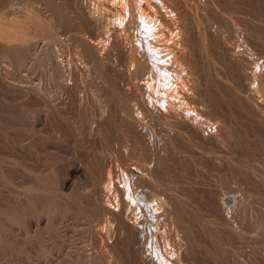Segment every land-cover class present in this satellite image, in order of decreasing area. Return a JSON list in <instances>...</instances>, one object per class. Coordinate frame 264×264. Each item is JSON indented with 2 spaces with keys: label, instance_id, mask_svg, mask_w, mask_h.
<instances>
[{
  "label": "bare ground",
  "instance_id": "1",
  "mask_svg": "<svg viewBox=\"0 0 264 264\" xmlns=\"http://www.w3.org/2000/svg\"><path fill=\"white\" fill-rule=\"evenodd\" d=\"M3 3L5 4V2H3ZM240 4H242L241 0H13L11 2L9 0L8 5L5 4L6 6H3V4H0L3 6L0 9V68L3 67L5 70L9 69V67H13V66H11V64L13 65V62H15L14 67H16L18 69V71L28 69L29 67H33V68L47 67L49 70V73H50L49 76L48 75L46 76V78L49 77V79L47 78L48 79L47 81L49 82V80H50V84H48L46 82V79L43 82L45 85L41 84V83L40 84L39 83H36V84L32 83L30 85L29 84L22 85L23 83L21 85L19 84V86H20L19 88H21V91L26 95V97L31 96L34 99L38 100L37 103H39L42 106L40 108L52 110V109H54L53 107L64 103L65 100L69 96L72 95L71 92L73 90H75V94L77 96V99L80 102L79 104H82V103L86 102V100H90L92 98L91 101L95 105V107H93V110H91L90 118L88 117L90 120V122H89V120H88V122L91 125V127L89 126L90 129H88V130H90V132H89L90 135L95 134L97 136V138H99V142H100V146H101V148H99L100 154L102 153V154L109 156L112 159V162L110 163L111 167L109 168V166H108L109 169H108V172L106 173V175H104V178L103 177H102L103 179L100 178L103 181L101 182V180L99 179V181L101 182L102 187H103V188L101 187L103 189V190L101 189V191H103V192L100 193V191H98V193L97 192L92 193V191L94 192V190H91V189H86L85 192L90 191L92 193V195H90V196L93 197L94 203H96L97 205H99L100 207L103 208V210H104L103 213L108 218L106 220L107 226L104 228V229H106L105 233H107V231H108V233H107V236H106V234H103V235L105 236V240L108 238L111 241V244H109V243L105 244V242H104V245H109V247H107V246L105 247L103 245L104 248L102 245H100V246H102L101 247V250L103 252L102 254H104V259H105L107 264H125V262H127V261L131 262V260H128L129 258L126 257L128 254H126V256H124L125 255L124 251H122L121 253H123V252L124 253L120 254V255L116 252V250L118 251V249H116V242H119V240L114 241V237H117V239H120V238H118V236H122L126 230L134 231V232L136 231V234L133 233V235H137L140 237V238L138 237V239H140L139 240L140 242L139 241L138 242L140 244L142 257L145 256L146 254L149 255L148 253H152L155 255V256L153 255L154 258L151 255L148 257L149 258L152 257L154 260L156 257V261L158 262V264H168L167 262L171 261V260H173V261L175 260V263L180 262V260L182 259L181 258L182 251L188 253L190 251V249H189L190 244H191V246H192V244L194 245V243H193L194 237L191 235L192 237L189 236L187 238L189 245L186 244L185 250H183V248H182V244H184L182 239H181L182 240L181 246H178V244L180 243V240L178 239L179 233H177L178 231L176 230V228L181 223L184 224L183 229H185L184 226H186V228L190 227L187 224L188 218L189 219L193 218L196 225H197V223L199 224L198 225L199 229L202 231V233L206 237H209V238L213 237L214 231H212V230L214 227L210 225V221L208 220V216L210 214L207 213L208 211L206 212V210L207 209L209 210L210 208L207 207L208 206L207 204H206L207 208L204 207V208H206L205 210H201V208H197V205H198L197 201L198 200H196L197 198L195 196H191L193 194L192 193L193 190H192V192L190 191L191 192L190 193L189 192L190 188L189 189L187 188V187H189L188 184L190 182L187 183V181L186 182H184V180L181 181L182 179L178 180L177 179L178 177L175 175H172L173 177H169L170 175L169 176H163L161 174L164 170L160 169V163L162 161H160V159H159L160 156L158 158V152H159V149H161V151H160L161 154L159 153L161 156L163 153H166L165 155H167V153H170L171 155L174 154L177 156V158H176L177 160L188 162L187 164H189V162H190L191 163L190 165H192V166L194 165V167L195 166L199 167V165H202L203 164L202 161L203 162L206 161L207 163H209V161H210V162H213V164L215 162L216 164H219L220 166L225 164L224 163L225 161L222 158L223 155L221 157V156L215 154V153H217V151L215 152V149L218 148L219 146H214V145L217 144L218 142L219 143L223 142L220 140V138H223V140H224V138H225L224 135L226 134V137H227L228 135H230V131L232 132V130L230 129V131H229V129L227 128L229 123H226L224 121V118H223L224 116H222L223 114H221V115L216 114L217 115L216 116L214 113V115L216 116L215 118L217 119L215 124L211 123V121L207 118V117H209L208 115H210V113H211L210 111H213L212 110L213 109L212 99L210 100L211 101V103H210V101L207 98V95L208 94L210 95V89H212V87L214 86L213 84L218 83L216 81L217 79L223 85H225L227 87L229 93H231L233 96H235V98H238V97L244 98V95L246 93L239 86V85H242L243 82L241 84H238L239 81L237 80V78H235V76H232V75L229 76L228 75L229 72H227V73L225 72V71H227L226 69H225V71L222 68H221L222 70L219 69L218 67H222V66H218V64L221 65V63H216V61L218 60V58H219L218 61H222L223 59L221 58V56L222 57L228 56L231 60H234V63H236L235 66H237V70L239 71L240 75L242 74L244 79L247 82H250L249 85L251 84L253 86L252 89H254V91H256V95L260 94L259 92H258L259 94L257 93V89L264 86V83L262 81H260V78H261V80L263 78L264 71L260 67L261 63L259 64V67H258V62H259L258 58H257L258 55L254 51L257 48L256 46L259 44H257V45L253 44V43H256L257 36H256V38L253 36V35H256V31H255V34H253L254 30L252 29L253 26H255V24H257V22L259 25H260V23L257 19L256 20L251 19L250 16H249V18L244 17L241 14L242 11L240 9H238ZM248 4L246 2V5H248ZM250 6H251V4H250ZM252 8L254 9V6ZM256 10L254 9V11H256ZM259 11H261V10H259ZM253 13L254 12H250V15ZM256 13H258V12L256 11ZM255 15H257V17H258V15H260V14H255ZM248 21H250V22H248ZM251 21H253V22H251ZM225 25L227 26V28L230 29L231 35L230 34L228 35L227 32L223 31L222 27ZM85 26H88V28H86ZM250 26H252L251 30H253L251 32L252 35L248 34L251 31V30L249 31ZM93 28H95L96 31H93L94 30ZM247 28H248V30H247ZM259 30H258V32L260 33ZM236 38L239 39V41H236L235 40ZM232 39L234 41H232ZM254 46L256 48H253ZM222 54H224V55H222ZM120 56L126 58L125 63L123 61L125 59H123V58L121 59L123 61V63L119 59V58H121ZM224 60L222 61L223 63H225L227 61V60L226 61H224ZM261 62H262V60H261ZM125 68H126V70H124ZM44 70H46V68L43 69L42 71H44ZM8 71H6V72H8ZM10 72H11V69H10ZM211 73H212V78L214 76L216 77L215 81L217 83H215V81H213V79H212V81L214 83L211 80H209ZM44 75H46V74H44ZM2 78L4 80L3 76H2ZM76 79H78V82L74 81ZM208 81L212 82V84L210 83L211 86L213 85L212 87L210 86L211 88L209 87ZM74 82H76V84ZM73 83L75 84V86L73 85ZM77 83H78V85H77ZM260 83L262 85L261 87L259 85ZM47 84L50 86L47 87L46 86ZM258 85H259V87H258ZM72 87H74V88L72 89ZM249 87H251V86H249ZM245 88H247V87H245ZM117 91H123L131 101V102L129 101L130 102L129 108H125V109L122 108L121 109V116H122L121 120H122V122H123V120L126 121L125 122L126 125L128 123L129 126L132 125V127H135L134 129H137L138 131H139V129L140 130L144 129L143 133L146 132L145 129L148 130L149 132L148 131L146 132V134L148 135V138H146V139H148V141L150 143V150L148 152L149 155L144 156V154H143V156H142V153L140 151H137V148H138L137 144L138 143L137 144L134 143L133 139H132L133 143H130L131 142L130 140H129L130 141L129 143L126 142L127 144L124 146V151H126L128 154H126L127 157L124 156V157H126V160H124V162L122 164H118L122 161H120V162L118 161L120 159L119 158L120 156L117 155V150L113 147V144H111V138H114L112 136L113 134L112 135L110 134L112 131L109 132V130L112 129L111 128L112 124H111V126L109 125L110 128L109 127L106 128L105 127L106 122H104L105 118H111L112 119L114 112L117 109L121 108L122 104H120V107L118 108L119 105L117 103L120 100H118L116 102V95L115 94L117 93ZM215 91H217V90L215 89ZM241 91H243L245 93V94L243 93L242 97H240ZM213 92H214V90H213ZM219 93H221V91H219ZM223 94L225 95L224 91L222 93V96H223ZM212 95H214V94H212ZM72 96H74V95H72ZM251 96H252V94H251ZM253 96H255V95H253ZM223 97H222V100H223ZM262 97L263 96L261 95L260 98H262ZM213 98H216L215 101H218L216 96H214ZM231 98H233V97H231ZM238 100L235 99L234 101H238ZM243 100L244 99H242L241 101H243ZM248 101L250 102V104H247L246 103L247 101H245V103L249 107H251L252 110H250V111L253 112L252 115H254L256 117V114H259V112H258L259 110H261L262 111L261 113L263 114V109H262L261 104H259L257 102L254 103V101L249 100V99H248ZM116 103L118 106H116ZM35 105H37L36 102H35ZM88 105H90V104H88ZM222 105L223 104L221 103V106ZM65 108L66 107H64V109ZM210 108H212V109L209 110ZM222 108H224V107H222ZM30 110H32V109H30ZM234 111H232V112H234ZM239 111H241V110H239ZM229 112H231V111L229 110ZM87 113H89V111ZM216 113H219V111ZM224 113H225V111H224ZM116 114H118V113H116ZM250 114H251V112H250ZM240 116H242V115H240ZM258 116H260V115H258ZM211 117L213 118L214 116L210 115V118ZM229 117L232 118V115ZM263 117H264V115H263ZM241 118H243V117H241ZM111 119H110V121H111V123H113L112 122L113 119L112 120ZM213 120H215V119H213ZM256 122L259 123V121H256ZM114 126H115V124H114ZM114 126H112V127H114ZM229 128H231V127L229 126ZM227 129H228V133H226ZM58 130H60V129H58ZM232 135H234V133ZM56 136H57V134H56ZM96 136H94V137H96ZM251 137H253V136H251ZM176 138H180V140H181V138H184L183 141L185 142V144L183 146H181L180 144L178 145L179 140ZM235 138H237V135L235 136ZM225 139H228V137ZM68 140H69V138H68ZM175 140H178V142ZM135 141H136V139H135ZM215 142H217V143H215ZM225 142H223V144L226 146ZM212 143H215V144L213 145ZM221 146H223V145H221ZM139 147H140V145H139ZM238 149H237V151H238ZM217 150H219V148ZM22 152H23V150H22ZM243 153H244V151L241 152V155ZM23 154H25V152ZM169 157L167 159L171 160V158H169ZM174 157H172V158L174 159ZM241 157H244V156H241ZM31 158H29V159H31ZM94 158H92V159H94ZM56 161H57V159H56ZM100 161H102V160H100ZM175 161L176 160H174V162ZM245 161L243 160V158L242 159L239 158V160L237 159V161H233V162L231 161V163L226 162L229 165V168L231 170L230 174L231 173L235 174V175L232 174V176H231L232 182H230V183L239 182V181H237L238 179L236 180V178H238L239 175L243 174V172H244L243 167L246 166ZM176 163H177V161H176ZM80 164L84 165L83 167H86V165L88 163L84 164L82 162ZM183 164H185V163H183ZM204 164H206V163H204ZM227 164H225V166ZM108 165H109V163H108ZM190 165H188V166H190ZM30 166H32V165H30ZM214 166L216 167V165H214ZM51 167H52V165H51ZM90 167H92V166H90ZM97 167H99V166H97ZM209 167H211V166H209ZM20 168H21V165H20ZM93 168H94V166H93ZM177 168H178V166H177ZM22 169L24 170L23 166H22ZM51 169H53V168H51ZM87 169H88V167H87ZM159 169L162 171L160 172ZM216 169H218V168H216ZM26 170H24V172L30 174L31 169H29L30 171L27 170L29 172H27ZM21 172H22V170H21ZM100 172H102V171L100 170ZM169 172H171V171H169ZM201 172H202V170H201ZM163 173H166V172L164 171ZM29 174H27V175H29ZM80 174H82V173H80ZM87 174H89V173L87 172ZM18 175H20V174H18ZM27 175H25V177ZM30 175H29L30 181H29V179H28V181H26V182H28V184L26 183L25 189L21 192L18 191V193L20 194V198H21L18 201L22 200V202H23V203L21 202L22 203L21 204L22 205L21 210H23L24 214L27 211H31V209L33 208L32 205H34L35 203H38V204L40 203V202H38L40 200L39 198L47 199L46 198L47 196L55 195V194L58 195V196L55 195L56 198H58V197L62 198L65 201L64 202L65 204H66L67 200H70L73 203H75L76 206H78V208L81 210V213H84L87 216V218H88V216H91L93 214L92 213L91 215H88V213L85 209V205H83V203L88 205L89 202L93 201V199H92V201H89V199L86 200L88 198L87 196H89L88 194H86L87 196H85L86 198H84V202L80 203V198L78 200L77 198L70 196V193L65 191V189H66L65 187H68V185H66L65 182L63 183V185L60 188H54L53 186L44 184L42 181L41 182L43 184H41L39 179L38 180L36 178L33 179L30 177ZM201 175H203V174H201ZM225 175H224V178H226ZM227 175H228V173H227ZM236 175H238V176H236ZM250 175L254 176V173L251 174V172H250ZM250 175H248V177ZM258 175H259V173H258ZM97 176H98V174H97ZM174 176L177 178H175ZM20 177H22V175ZM241 177H242V175H241ZM26 178H28V176ZM98 178H99V176H98ZM251 178H257V177L254 176ZM17 179H18V177H17ZM22 179H25V178L23 177ZM65 179H68V177ZM115 179H117V181H115ZM249 179H250V177H249ZM92 180H94V179H92ZM255 180L258 181L257 179H255ZM45 181H46V179H45ZM47 181H48V179H47ZM97 181H98V179H97ZM226 181H229V180H225L223 182L222 179H219L220 184L216 186V187L220 186V188H218V191L222 192L223 189L225 190L226 185L229 184V183L227 184ZM200 182H202V180ZM208 182L205 181L203 187L199 186L200 184L202 185V183L198 184L199 188L201 187L200 188L201 191L199 190L198 187H196V188L194 187V189L199 190L203 194L202 189H206V191H207V189H211V187H210L211 184ZM240 182H241V180H240ZM242 182L238 185V187L236 189H234V191H231V192H233V197L236 196L235 197L236 199L234 198L236 200V201H234V203L236 202V207H237L238 203H240L238 205V207L240 205L245 204V203H246L245 205H247V203L249 205V201H252V200L255 201V198L259 199L257 201L261 200V202H259V204L262 205V203H263L262 201H264V199H263L264 197L258 196V191L256 190V188L254 189V191L256 190L255 192L257 194L256 193L254 194L252 189L248 190L247 188L249 186L247 187V185H245V184H244L245 185L244 186L242 184ZM245 182H246V180H245ZM245 182H243V183H245ZM184 183H187V187L183 189L185 191H186V189L188 190V191H186V193L184 192V193L178 194L174 198H168L166 195H164V196L161 195L163 193L162 190H164L166 188L177 190L179 185L183 186ZM191 183H193V182H191ZM191 183H190V185H191ZM249 183H252V182H249ZM23 184H25L24 181H23ZM212 184L214 185V183H212ZM21 185H22V183L20 184V187H21ZM93 185H95V183H93ZM184 186H186V185H184ZM193 186H196V185L194 184ZM85 188H87V187H85ZM7 189H8V187H7ZM180 189H181V187H180ZM213 189L214 188H212V190ZM144 190H148V191L149 190L150 191H154V190L157 191L158 190L157 192H159V194L161 196L156 197L155 200L152 199V201L150 200L151 202H149L146 200V198L148 199V197L143 195ZM95 191H97V187H96ZM229 191L227 194L226 193L227 191L225 190V194L231 195V192H229ZM250 191H252L253 194ZM261 192H262V190H261ZM154 193H155V191H154ZM216 193L218 194V192H216ZM223 193H219V194L222 195ZM206 194L207 193H205V195ZM225 194H223V195L225 196ZM149 195L150 194H148V196ZM17 196H15V197H17ZM90 196H89V198H92ZM193 197H195L196 199ZM204 198H205V196H204ZM51 199L53 200L54 198L51 197ZM51 199H49V201ZM194 199L196 200V202ZM224 199H226V198H224ZM85 200L88 202L86 203ZM218 200H219V197H218ZM221 200H223L222 197H221ZM257 201H255V202L257 203ZM59 202H60V199H59ZM81 202H82V199H81ZM14 203H16V201ZM64 203H63V205H61L59 207L61 208L62 206H64ZM94 203L92 202V204H94ZM92 204H90V205H92ZM208 204H209V202H208ZM15 205H17V204H15ZM43 205H44V203H43ZM51 205H52V203H51ZM222 205H223V203H222ZM245 205L243 206V208L245 207ZM248 205H247V207L250 206V205L249 206ZM17 206H14V207L17 208ZM214 206H212V207H214ZM254 206H252V207H254ZM38 207H39V205H38ZM51 207L52 206H50L49 208H51ZM53 207H55V206L53 205ZM223 207H226V206H223ZM240 207H242V206H240ZM247 207H246V209H247ZM86 208L88 209L89 207H86ZM96 208H99V207H96ZM102 208H100V209H102ZM251 208L249 207L250 213H251V210H250ZM4 209L6 210V208L4 207L0 212H2ZM12 209H10V210H12ZM18 209H20V208H18ZM55 209L56 208H54V210ZM92 209H94V207ZM235 209L237 211V208H235ZM246 209H245V211H246ZM257 209H255L256 212H257ZM52 210H53V208H52ZM103 210H101V211H103ZM241 210H243V209H241ZM88 211L90 212V210H88ZM148 211H150L152 214L150 213L151 214L150 215ZM210 211H211V209H210ZM18 212L20 213L21 211H19V210L17 211V209H15L14 213L8 211V213L4 212L1 214L4 216L5 220H8V222H9V220H11V221L15 220V217L18 216ZM44 212H46V211H44ZM145 213L149 214L151 217H152V215H154L153 218H151L148 215V217H150V218L149 219L147 218L148 220L146 219V221L150 220L151 222H153L155 220L154 218L157 217L156 220L158 218H162V220H163V218H164V220H166V222H168V223L164 222L166 224V225H164V223H162L161 221H158V222H161L162 224H154L156 226H154L152 224L154 227L151 228L152 225L151 226L149 225L151 223H148L149 227H147V225L140 220V218H142L143 214H145ZM224 213L225 212H223L222 214H224ZM230 213H232V211ZM32 214L34 215V213H31V215ZM141 215H142V217H141ZM219 215H221V214H219ZM230 215L231 214H229L228 217H231ZM245 215H246V213H245ZM254 215H255V213H254ZM29 216H30V214H29ZM41 216H43V215H41ZM222 216H219V217H222ZM22 217H23V214H22ZM44 217H45V215H44ZM144 217H145V215H144ZM186 217H188L187 221H186ZM225 217H227V215ZM235 218H237V217H235ZM235 218L231 219V223L235 222V221H233V220H235ZM250 218H248V219L250 220ZM2 219H3V217H1V220ZM30 219H33V218H30ZM35 219H34V221H35ZM48 219H50V218H48ZM88 219H90V221H91V217H89ZM142 219H144V218H142ZM225 219L227 222H228V220H230V219L227 220V218H225ZM24 220H26V219H24ZM219 220H223V219L221 218ZM19 221H20V219H19ZM22 221H23V219H22ZM2 222H4V221H2ZM236 222L239 223L238 221H236ZM6 223H7V221H6ZM156 223H157V221H156ZM4 224H3V226H4ZM252 224H253V222H252ZM260 224H263V225H260ZM157 225H160V226L163 225L164 228H165V226L172 227L171 228L172 230H170V228L167 229V230L171 231V232L169 231L170 233H168V231H167V233L168 234H171L172 232L173 233L170 236H168V234L166 233L167 236L164 235V236H166V238L162 239V240H165L163 246L160 243H157L156 241H154L158 234H154L153 229L155 227H157ZM17 226H19V225H17ZM90 226L93 227L92 224ZM160 226L157 228H160ZM216 226H218V225H216ZM237 226H238V224H237ZM260 226H261V228H259ZM180 227L182 229L181 225H180ZM234 227L235 226H233V228ZM102 228H103V226H102ZM190 228H193V227H190ZM258 228L260 229V231L256 230V232L257 231H259V232L256 234L257 237L255 236L256 239L258 238V240L257 241L255 240V241L257 243H259V246H260V244L264 245V221L263 220H261V223L259 222ZM165 229H164V231H165ZM222 229H224V228H222ZM242 229L240 231H242ZM255 229H257V228H255ZM154 230H156V229H154ZM173 230H176L177 232L174 233ZM157 231H159V229ZM162 231L163 230L161 229V232L159 231V233L164 232V231L163 232ZM184 231H186V230H184ZM221 231H219V232H221ZM224 231L226 233L227 231H230V230L224 229ZM224 231H223V233H224ZM244 231H246V230L244 229ZM244 231H243V233H244ZM127 233H129V232H127ZM186 233L189 234V232H187V231H186ZM186 233H185V235H186ZM215 233H217V232L215 231ZM129 234H132V232ZM190 234H193V233L190 232ZM10 235L12 237V234H10ZM133 235H131V236H133ZM182 235L183 236L180 238L185 237L184 234H182ZM2 236H4V234ZM129 236H127V237L129 238ZM219 236H221V235H219ZM248 236H249V234H248ZM133 237H135V236H133ZM186 237H187V235H186ZM186 237L184 239H186ZM223 238H224V236H223ZM219 239H221V237H219ZM105 240H103V241H105ZM123 240H124V238L121 241L124 242ZM138 242H135V243H138ZM206 242L208 243V241H206ZM119 243L117 244L118 246H120ZM128 243H129V239H128ZM131 243H132V240H131ZM252 244H254V243H252ZM129 245H127V246L129 247ZM5 246L7 248V245H5ZM133 246H135V244ZM136 247H138V244ZM136 247L135 248L133 247V248L136 249ZM131 248L130 249L127 248V249L132 250L133 248L132 249ZM245 248H247V247L245 246ZM245 248H244V251H245ZM260 248H262V247H260ZM262 249L264 251V248H262ZM262 249H259L258 251H260ZM133 251H137V250H133ZM139 251H138V254H139ZM149 251H151V252H149ZM251 253H252V251H251ZM253 253L255 254V251ZM86 254L87 255L84 257L85 260L84 261L82 260V261L85 264H93L95 262V255H91L90 253H89V255H88V253H86ZM136 254L137 253H135V255ZM129 255H130V253H129ZM174 256H175V259L173 258ZM3 257H4V255H3ZM15 257H16V255H15ZM148 257H146V258L143 257V258H145V260H147V259H149ZM190 257H192V256H190ZM258 257H259V255H258ZM78 258H77V261H78ZM96 258L99 259L100 257H96ZM126 258H128L127 261H126ZM184 259H183V261H184ZM245 259H247V258H244V260ZM145 260L141 261L142 264L147 263V262H144ZM154 260L151 262H154ZM10 261H11V256H10ZM82 261H81V264H82ZM147 261H149V260H147ZM156 261L154 263H156ZM183 261H181V262H183ZM185 261H187V260L185 259ZM188 261L190 262L189 258H188ZM66 262H67V260H66ZM187 262H185V263H187ZM244 262L246 264V260ZM244 262H241V263H244ZM106 263H104V264H106ZM149 264H151L150 261H149ZM171 264H173V263H171Z\"/></svg>",
  "mask_w": 264,
  "mask_h": 264
},
{
  "label": "rangeland",
  "instance_id": "2",
  "mask_svg": "<svg viewBox=\"0 0 264 264\" xmlns=\"http://www.w3.org/2000/svg\"><path fill=\"white\" fill-rule=\"evenodd\" d=\"M6 1L5 0H1L0 4H3V6H6V5H8L9 0H6ZM11 1H13V0H10V2ZM3 2H5L6 5ZM246 2H247V4L248 3L249 4L246 5ZM241 3L242 4H240V6L238 8V9H240L242 11L241 14L244 17H248V18L250 16V18L253 19V20L257 19L259 21V23H260V25H259L258 22H257V24H255V26H253V28H252V26H250L249 31L251 30V28L254 31L251 30L248 34L252 35V33H251L252 31L254 32L253 34H255V31H256V35H253V36L255 38L257 36V39H256V43H253V44L254 45L259 44V45L256 46L257 48L255 46L253 48H256L254 51L258 55V56L256 55L257 58H258V61H259V62L257 61L258 62V67H259V64L261 63L260 67L264 71V45H263L264 44V30H263L264 29V18H263L264 17V5H263L264 4V0H254V1L253 0H241ZM250 4H251L252 7L254 6L255 10L257 9L256 11L258 13H256V11H254V9L250 6ZM3 6L0 5V9ZM259 10H261V11H259ZM250 12H254V13L250 15ZM255 14H260V15H258V17H257V15H255ZM248 22H250V21H248ZM251 22H253V21H251ZM85 27L88 28V26H85ZM93 29H94L93 31H96L95 28H93ZM222 29H223L224 32H227L228 35L229 34L231 35V31H230L229 28H227L226 25L223 26ZM257 29L260 31V33L258 32ZM247 30H248V28H247ZM235 40L239 41V39H237V38ZM232 41H234V40L232 39ZM222 55H224V54H222ZM120 57H121V58H119L120 60L122 58L125 59V60H123L124 63H125L126 58H124L122 56H120ZM221 58L223 60L225 59L224 61L227 60L228 62L226 61L225 63H223L222 62L223 60L222 61H218L219 60V58H218L216 63H221V65L218 64V66H222V67H218V66L217 67L219 69L222 68L224 71L226 69L227 71H225V72L226 73L229 72L228 73L229 76L230 75L235 76V78H237V80L239 81L238 84H241L243 82L242 85H239V86L241 87V89H243V91L246 94L243 91H241L240 97H242V95L244 93L245 94L244 98L243 97L242 98H239V97L235 98V96H233L231 93H229V91H228V89H227V87L225 85H223L218 79L216 80V77L214 75H213L214 77L212 78V73H211V75L209 77V80H211V81H212V79H213V81L216 80L219 84L215 81V83H217V84H213L214 86L212 85L213 86L212 87L210 85V83L212 84L213 81L212 82L208 81L209 87L211 86L212 89H210V95L208 94L207 98H208L209 101L212 99L213 109L210 108L209 110H211V109L213 110V111H210L211 113L213 112L212 114L210 113V115L214 116V117L210 118V115H208L209 117H207V118L211 121V123L215 124V122L217 121V119L215 117L217 115L223 114L222 116H224L223 117L224 121L226 123H229L227 128L229 129V131L231 129L235 136L237 135V138H235V136L232 135L233 133L230 131V135L227 136L228 139H225V138H227L226 134L224 135V137H225L224 140H223V138H220L221 141H223V142L226 141L225 142L226 146L221 141H220L221 143L215 142L218 145L215 144V143H212L213 145L215 144L214 146H219L218 147L219 150H217L218 148H216V147H215L216 149L214 148L215 152L217 151V153H215V154H217V155H219L221 157L223 155L222 158L225 161L224 162L225 164L231 163V161L232 162L233 161H237V159L239 160V158L240 159L243 158L244 161L246 160L247 161V162L245 161L246 166L243 167V169H244L243 171L244 172H243V174H241L242 177H241V175H239L238 178H236V177L235 178H236V180L238 179L237 181H239V182H240V180H241V182L242 181L245 182V180H246V182L245 183L242 182V184L243 185L244 184L247 185V187L249 186L247 188L248 190L252 189L254 194L256 193L255 191L257 190L258 191V196L264 197V190H263L264 189V117H263V115H264V103H263L264 102V89H263L264 86L261 87L262 85L260 83L259 85H260L261 88L257 89V93L259 92L260 94L259 93L258 94L260 96L261 95L263 96L262 98H260L259 95H256V91H254V89H252L253 86L251 84L249 85L250 82H247L244 79L242 74L240 75L239 71L237 70V66H235L236 63H234V60H231L228 56H225V57L221 56ZM261 60H262V62H261ZM123 61H122V63H123ZM14 64H15V62H13V65L11 64V66H13V67H9V69H6V70L3 67H2L3 69L0 68V73L2 74V75L0 74V76H1L0 77V133H1L0 134V211L4 207L6 208V210L4 209L2 212H0V229H1L0 230V264H76V263L77 264H81V261L85 260L84 257L87 255L86 253H88V255H89V253L91 255H95V262L93 264H104V263H106V261L104 259V254H102L103 252L101 250V247L104 245V242H105V244H108V243L111 244V241L107 237H106L107 239L105 240V236L103 235V234H106V236H107V233H108V231H107V233H105L106 229H104L107 226V223H106L107 221L106 220L108 218L103 213L104 212L103 208L100 207L99 205H97L96 203H94V199L90 195H92V193H95V192L98 193V191H100V193L103 192V191H101V189L103 188L102 184H101V182L103 180H101V179L104 178V175H106V173L108 172V169L111 167L110 163L112 162V159L109 156L105 155V154H102V153L100 154V149L99 148H101V146H100L99 138H97V136L95 134H93V135L91 134L90 135V133H89L90 130H88L91 127V125L89 123L90 122L89 118L91 116L90 113H91V110H93V107H95L94 103L91 101L92 98L90 97L91 98V99L89 98L90 100H86V102H84L82 104H79L80 102L77 99V96L75 94V90H73L71 92V94L74 95V96H72V95H71L72 97L69 96L70 98L68 97L65 100L64 103L53 107L54 109H52V110L50 109L49 110V109H45V108H40L42 106L39 103H37L38 100L34 99L31 96H27L26 97V95L21 91V88H19L20 87L19 84L20 85L22 83H23L22 85H24V84H29L30 85L32 83L44 84L43 82L45 81V79H46V82L48 84H50V80H49V82L47 81L49 79V77H47L48 79L46 78V76L47 75L49 76V74H50L48 68L47 67H40V68L29 67L30 69L28 68V69H25V70H19L18 71V69L16 67H14ZM42 68L43 69L46 68V70L42 71L43 70ZM10 69H11V72H10ZM124 70H126V68ZM6 71H8V72H6ZM44 74H46V75H44ZM2 76L4 77V80H3ZM74 81L78 82V79H76ZM260 81H262L264 83V75H263L262 80L260 78ZM76 82H74V83L76 84ZM74 83H73V85L75 86ZM48 84L46 85L47 87L50 86ZM77 85H78V83H77ZM259 85H258V87H259ZM249 86H251V87H249ZM245 87H247V88H245ZM73 88L74 87H72V89ZM215 89L217 91H215ZM221 89L225 93V95L223 94L224 97L222 96L223 91ZM213 90H214V92H213ZM218 90L221 91V93H219ZM124 94L125 93L123 91H117V93L115 94L116 95V102L118 100H120V101L117 102L119 106L117 105V103H116V106H118V108H119L120 104H122V105H121L120 109H117L118 111L116 110L114 112L113 118H112L113 119V121H112L113 123H111V121H110L111 118H105L104 119L105 120L104 122H106V124H105L106 128L109 127V125L111 126V124H112V126H114V124H115L114 127L111 126V128L113 130L112 129H110V130L108 129V130H109V132L112 131L110 134L111 135L113 134L112 136L114 137V138H111V144H113V147L117 150V155L120 156L119 157L120 159L118 161L119 162L122 161V162H120L118 164H122L124 162V160H126V157H127L126 154H128V153L126 151H124V146L127 144L126 142L129 143L131 141L130 143H133L132 139H133L134 143H136V144L138 143L137 144V147H138L137 151H140L142 153V156H143V154H144V156H148L149 155L148 152L150 150V143H149L148 139H146V138H148V135L146 134V132L148 130L145 129L146 132L143 133L144 129H141V130L139 129V131H138L137 129H134L135 127H132V125L129 126L128 123L126 125V123H125L126 121L123 120V122H122V120H121L122 119L121 109L122 108H124V109L125 108H129V106H130L129 103L131 102L130 99L127 97V95L126 94L124 95ZM212 94H214V95H212ZM251 94H252V96H251ZM253 95H255V96H253ZM214 96L217 97L218 101H215L216 98H213ZM222 97H223V100H222ZM231 97H233V98H231ZM235 99L236 100L239 99V100L238 101H234ZM242 99H244L243 100L244 102L241 101ZM248 99L254 101V103L257 102V103L261 104L262 105V109H263V114L261 113L262 111L259 110L258 111L259 114H256V117L254 115H252L253 112L250 111L252 109H251V107H249L247 105V104H250ZM245 101H247L246 102L247 104L245 103ZM35 102H36L37 105H35ZM210 103H211V101H210ZM221 103L224 106L223 105L221 106ZM88 104H90V105H88ZM64 107H66V108L64 109ZM222 107H224L226 110L224 108H222ZM30 109H32V110H30ZM223 110L225 111V113H224ZM229 110L231 112H229ZM239 110H241V111H239ZM88 111H89V113H87ZM218 111H219V113H216ZM232 111H234V112H232ZM249 111L251 112V114H250ZM116 113H118V114H116ZM214 113H215V115L216 114L217 115L215 116ZM231 115H232V118L229 117ZM240 115H242V116H240ZM258 115H260V116H258ZM241 117H243V118H241ZM213 119H215V120H213ZM88 120H89V122H88ZM256 121H259V123L256 122ZM229 126L231 128H229ZM57 128L60 129V130H58ZM228 129H227L226 133H228ZM54 132L57 134V136H56V134ZM94 136H96V137H94ZM251 136H253V137H251ZM68 138H69V140H68ZM134 138L136 139V141H135ZM176 139L179 140L178 145L180 144L181 146H183L185 144V142L183 141L184 138H181V140H180V138H176ZM178 140H175V141L178 142ZM139 145H140V147H139ZM221 145H223V146H221ZM237 149H238V151H237ZM22 150H23V152H22ZM160 151H161V149H159V152H158V158L160 156L159 159H160V161H162L160 163V169H162V170H164L166 172V173H163L164 172L163 171L161 173L163 176H169L170 175L169 177H173L172 175H175L178 178L175 177V176L174 177L177 178L178 180L182 179L181 181L184 180V182L187 181V183L193 182V183H191V185H190V183L188 184L189 187H187V183H184L183 186L179 185L177 190L166 188V189L162 190L164 194L162 193L161 195L162 196L166 195L168 198H174V197H176V195L184 193V192L186 193V191H188L187 189H186V191L183 190L184 188H186V187L188 189L190 188L191 190L189 189V192L190 191L192 192V190H193V192H192L193 194L192 195L190 194V195L191 196H195L197 199L195 197H193V198L198 200L197 201V204H198L197 208H201V210H205L208 207V208L211 209V211H210V209L209 210L207 209L206 212L208 211L207 212L208 214H210V215L212 214L211 216L210 215L208 216V220L210 221V225L214 227V228L212 227L213 228L212 231H214L213 232L214 233L213 237H211V238L206 237L202 233V231L199 229V226H198L199 224L197 223V225H196V223L194 222L193 218L189 219L188 217H186V221H187V218H188V221H187L188 223L187 224L190 227H193V228H190V227L186 228V226H184L185 229H183V225L184 224L181 223L176 228V230L178 232L176 230H173V231H174V233L175 232L179 233L178 234V236H179L178 239L180 240V243H179L180 245L178 244V246H181V241L183 240V243L185 244V245L182 244L183 250H185V246H186V244H188L187 238L189 236H191V235L194 237V242H193L194 245L192 244V246H191V244H190V247H189L190 251L188 250L190 252V253L188 252L189 254L187 252H183L182 251V253H181V258L182 259L180 260V262L175 263V260L174 261L171 260V261H168L167 263L168 264H171V263H173V264H179V263L180 264H197V263L198 264H245L244 261L246 260V264L247 263L248 264H262V263L264 264V251L262 249V248H264L263 247L264 245L260 244V246H259V243L256 242L258 240V238L256 239V237H257L256 234L260 231L259 228H261V226L258 228L259 222L261 223V220L264 221V217H263L264 216V214H263L264 213L263 212L264 211V201H262L263 202L262 205L259 204V202H261V200L257 201L259 199H256V198H255V201H257V203L255 201H253V200L249 201V205L250 206L248 205V203H247V205L250 208L255 205L254 207H252L253 209L252 208L250 209L251 213L249 212V207H247V205H245L246 203L243 204V205H240L242 207H240V206L238 207V205L240 203L237 202L238 204H237V207H236V202L234 203V201H236L235 200L236 196L233 197V192H231V191H234V189H236L241 182L239 183V182H237L235 180L238 184L234 183V182L230 183V182H232L231 181V178H232L231 176H232L233 173L230 174L231 170H230L228 164L226 165L227 166L226 167L225 164L220 166L219 164H216L215 162L213 164V162H210V161H209V163H207L206 161L205 162L202 161L203 164L199 165V167L197 166L198 167L197 168L196 166L194 167V165L193 166L190 165L191 164L190 162H189V164H187L188 162L177 160L176 159L177 156L174 155V154L171 155L170 153H167V155H165L166 153H163L164 155L162 154V156H161L160 155L161 154ZM242 151H244V153L241 155ZM24 152H25V154H23ZM124 156H126V157H124ZM241 156H244V157H241ZM168 157L171 158V160L167 159ZM172 157H174V159ZM29 158H31V159H29ZM92 158H94L95 160L92 159ZM56 159H57V161H56ZM100 160H102V161H100ZM174 160H176L177 163H176V161L174 162ZM82 162L84 164L88 163L86 165V167H83L84 165L80 164ZM108 163H109V165H108ZM183 163H185V164H183ZM204 163H206V164H204ZM20 165H21V168H20ZM30 165H32V166H30ZM51 165H52V167H51ZM188 165H190V166H188ZM214 165H216V167ZM22 166L24 167V170L31 169V171L29 170L31 175L29 173H25L24 170L22 169ZM90 166H92V167H90ZM93 166H94V168H93ZM97 166H99V167H97ZM108 166H109V168H108ZM177 166H178V168H177ZM209 166H211V167H209ZM87 167H88V169L90 171L87 169ZM51 168H53V169H51ZM216 168H218L219 170L216 169ZM18 170L20 172L22 170V172L20 173ZM100 170L102 172H100ZM162 170H160V172ZM201 170H202V172H201ZM29 171H27V172H29ZM169 171H171V172H169ZM87 172L89 174H87ZM250 172H251V174L254 173V176L257 177V178H251V177H254V176L253 175L251 176ZM80 173H82V174H80ZM227 173H228V175H227ZM258 173H259L260 176L258 175ZM18 174H20V175H18ZM27 174H29L30 177L33 178V179L34 178H36L37 180L39 179L41 184L44 183L46 185L53 186L54 188H60L63 185V183L65 182L66 185H68V187H65L66 188L65 191L70 193V196L75 197L78 200L80 198V203L84 202V198H86L85 196H87L86 194H88L92 198H89V196H87L88 198L86 200L89 199V201H92V199H93L92 202L94 204H92V202H89L93 206L90 205L89 203H88V205L83 203V205H85V209H86L88 215H91L93 213L92 214L93 216L92 215L88 216V218L91 217V221L92 222L90 221V219L87 218V216L84 213H81V210L78 208V206H76L75 203H73L70 200H67V202L65 204L64 203L65 201L62 198H60V197L56 198V196H58L56 194H55L56 196L55 195L47 196L46 197L47 199L39 198L40 200L38 202H40V203L39 204L35 203L34 205H32V207H33L32 209L33 210L31 209V211H27L25 213L26 214L25 215L23 213V210H21L22 209V205L21 204L23 202H22V200L18 201V200L21 199L20 198V194L18 193V191H20V192L23 191L25 189V187H26L25 186L26 183L28 184V182H26V181H28V179L30 181L29 175H27ZM97 174H98L99 178H98ZM201 174H203V175H201ZM21 175H22V177H20ZM25 175H27L28 178H26L27 176L25 177ZM224 175H225L226 178H224ZM233 175H235V174H233ZM248 175H250L249 176L250 179H249ZM236 176H238V175H236ZM17 177H18V179H17ZM23 177L25 179H22ZM67 177H68V179H65ZM44 178L46 179V181H45ZM47 179H48V181H47ZM92 179H94V180H92ZM97 179H98V181L100 179L101 182L100 181L98 182ZM219 179H222L223 182L225 180H229V181H226V183L227 184L229 183V184L226 185L225 190L227 191L226 192L227 194H228V191L230 190L229 192H231L232 196L225 194V190L224 189H223L222 192L218 191V188H220V186L219 187H216V186L220 184ZM255 179H257L258 181H256ZM201 180H202V182H200ZM23 181H24L25 184H23ZM115 181H117V179H115ZM205 181H207V182L209 181L208 183L211 184L210 185L211 189H207V191H206V189H202L203 190V194H202L200 192L201 191L200 190L201 187L199 188V186L203 187ZM249 182H252V183H249ZM21 183H22V185L20 187ZM93 183H95V185H93ZM200 183H202V185ZM212 183H214V185ZM194 184L196 186H193ZM198 184H200V185L198 186ZM184 185H186V186H184ZM7 187H8V189H7ZM85 187H87V188H85ZM96 187H97V191H95ZM180 187H181V189H180ZM194 187L195 188L198 187L200 191L194 189ZM212 188H214V189L212 190ZM255 188H256V190L254 191ZM86 189L94 190V192L93 191H92V193L90 191H86L85 192ZM261 190H262V192H261ZM154 191H155V193H154ZM154 191H150V190L149 191L148 190H144L143 191V193H144L143 195L148 197V199L145 197L147 201L151 202L152 199L155 200L156 197H160L161 196L159 194V192H157L158 190L157 191L154 190ZM216 192H218V194ZM250 192H252V191H250ZM253 192H252V194H253ZM205 193H207V194L205 195ZM219 193H223V194H225V196L223 194L221 195ZM148 194H150V195L148 196ZM216 195L219 197V200H218V197ZM15 196H17V197H15ZM204 196H205V198H204ZM51 197L54 198V199L52 200ZM221 197L223 198V200H221ZM224 198H226V199H224ZM49 199H51V200L49 201ZM59 199H60V202H59ZM81 199H82V202H81ZM196 200H195V202H196ZM15 201H16V203H14ZM62 202L64 203V206H62L60 208L59 206L63 205ZM87 202L88 201H86V203ZM208 202H209V204H208ZM43 203H44V205H43ZM51 203H52V205H51ZM222 203H223V205H222ZM15 204H17L18 206L15 205ZM38 205H39V207H38ZM53 205L55 207H53ZM244 205H245V207L243 208ZM14 206H17V208L14 207ZM50 206H52V207L49 208ZM212 206H214V207H212ZM223 206H226V207L228 206V207L226 208V207H223ZM86 207H89V208L87 209ZM93 207H94V209H92ZM96 207H99V208H96ZM204 207H206V208H204ZM246 207H247L248 210L246 209ZM9 208L10 209L13 208L14 210L17 209V211L19 210L22 213L18 212V216L15 217V220H12V221L9 220V222H8V220H5L4 216L1 213H4V212L8 213V211L14 213V210L13 209L10 210ZM18 208H20V209H18ZM52 208H53V210H54V208H56V209L53 211ZM100 208H102V209H100ZM235 208H237V211H236ZM254 208L255 209L258 208L257 212H256V210ZM241 209H243V210H241ZM245 209H246V211L248 213L245 211ZM88 210H90V212ZM101 210H103V211H101ZM44 211H46V212H44ZM231 211H232V213H230ZM148 212H149V214L151 213L150 211H148ZM223 212H225L224 213L225 215L222 214ZM31 213H34V215L33 214L31 215ZM245 213H246V215H245ZM254 213H255V215H254ZM22 214H23V217H22ZM29 214H30V216H29ZM146 214L147 213L143 214V217L141 215V217L144 218V219L140 218V220L142 222H144L147 225V227H149L148 223H151V224H149L150 226L152 224L153 225L154 224H162L164 222L168 223V222H166V220H164V218H163L164 221L162 220V218H158L156 220L157 217L154 218L155 222L152 219L151 220L153 222H151L150 220L146 221L147 218L149 219L151 217L150 215L152 213L150 215L149 214L146 215ZM219 214H221V215H219ZM229 214H231L230 216L232 218L237 217L239 220L237 218H235V220H233L235 222L231 223V219L232 218L228 217ZM41 215H43V216H41ZM44 215H45V217H44ZM144 215H145L146 218L144 217ZM148 215L150 217H148ZM226 215H227V217H225ZM219 216H222V217H219ZM1 217H3L4 220L3 219L1 220ZM153 217H154V215H152L151 218H153ZM30 218H33V219H30ZM48 218H50V219H48ZM221 218L223 220H219ZM225 218H227V220L228 219H230V220H228V222H227ZM248 218H250V220ZM19 219H20V221H19ZM22 219H23V221H22ZM24 219H26V220H24ZM34 219H35V221H34ZM2 221H4V222H2ZM6 221H7V223H6ZM156 221H157V223H156ZM158 221H161L162 223L158 222ZM236 221H238L239 223H237ZM252 222H253V224H252ZM165 223H164V225H166ZM3 224H4V226H3ZM89 224L90 225L92 224L93 227H91ZM237 224H238V226H237ZM17 225H19V226H17ZM153 225L151 226V228L156 226V225H154V226ZM180 225L182 226V229H181ZM216 225H218V226H216ZM260 225H263V224H260ZM102 226H103V228H102ZM159 226L160 225H157V227H159ZM233 226H235V227L233 228ZM157 227L154 228L156 230L153 229V233L154 234H158L154 241H156L157 243H160L163 246L165 240H162V239L166 238L167 231H168V233H170L171 232L170 230H172L171 229L172 227L165 226V228L167 227L166 229L164 228L163 225H161L160 228H157ZM169 228H170V230H167ZM222 228H224L226 230H230V231H227L225 233L224 229H222ZM255 228H257V229H255ZM158 229H159L160 232H161V229L163 231L165 229V231L164 232L162 231L163 233H159V231H157ZM241 229H242V231H240ZM244 229L246 231H244ZM184 230L189 232V234L186 233V231H184ZM256 230H259V231L256 232ZM126 231L129 232V233L132 232V234H129ZM126 231L124 232V234L122 236H118V238H120V239H117V237H114V241H118L119 240V242L124 238V240H123L124 242H122V241L120 243L116 242V249H118V251H119L118 252L116 250V252L119 255L123 254L125 252L124 256H126V254H128L126 257H128L129 259L126 258V261L128 259V260H131V262L127 261L128 263L125 262V264H138V263L142 264L141 261L145 260L146 257H148L150 255L153 257L154 254L148 253L149 255L146 254L145 256H143L145 258H143L142 254H141L140 244H139V242H140L139 240L140 239H138L139 236L133 235V233L136 234V231L135 232L134 231H128V230H126ZM215 231L217 233H215ZM219 231H221V232H219ZM223 231H224V233H223ZM243 231H244V233H243ZM190 232L193 233V234H190ZM185 233H186L187 237H186ZM3 234H4V236H2ZM10 234H12V237H11ZM171 234H168V236H170ZM182 234L185 235L186 239H184L185 237L180 238V237L183 236ZM248 234H249V236H248ZM129 235L130 236L133 235V236H135V237L137 236V237L136 238L133 237V236L130 237ZM164 235H166V236H164ZM219 235H221V236H219ZM127 236H129V238ZM223 236H224V238H223ZM219 237H221V239H219ZM128 239H129V243H128ZM103 240H105V241H103ZM131 240H132V243H131ZM204 241L205 242L208 241V243L206 242L207 243L206 244ZM135 242H138V243H135ZM118 243L120 244V246L117 245ZM252 243H254L255 245L252 244ZM134 244H135V246H133ZM137 244H138L139 248L136 247ZM5 245H7V248H6ZM100 245H102V246H100ZM127 245H129L130 248L131 247L132 248L136 247V249H134V248L132 249L131 248L132 250H128L130 248ZM104 246L105 247L106 246L109 247V245H104ZM104 246H103V248H104ZM245 246L247 248H245ZM260 247H262V248H260ZM244 248H245V251H244ZM259 249H262V250L258 251ZM133 250H137V251H133ZM122 251H124V252L121 253ZM138 251H139V254H138ZM251 251H252V253H251ZM254 251H255V254L253 253ZM149 252H151V251H149ZM129 253H130V255H129ZM135 253H137V254L135 255ZM3 255H4V257H3ZM15 255H16V257H15ZM258 255H259V257H258ZM10 256H11V261H10ZM190 256H192V257H190ZM96 257H100L99 259L101 261L98 258H96ZM152 257H150V258L148 257L149 259H147V260H149L151 264H158V262L156 261V257H155V260L153 259L154 257L153 258ZM187 257L190 259V262L188 261ZM77 258H78L79 262L77 261ZM173 258L175 259V256ZM184 258L188 262L185 261ZM244 258H247V259L244 260ZM183 259H184V261H183ZM66 260H67V262H66ZM147 260L144 261V262H147L145 264H149V261H147ZM153 260H154V262L156 261V263L151 262ZM83 261H82V264H85ZM181 261H183V262H181ZM185 262H187V263H185ZM241 262H244V263H241Z\"/></svg>",
  "mask_w": 264,
  "mask_h": 264
}]
</instances>
